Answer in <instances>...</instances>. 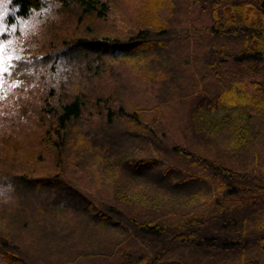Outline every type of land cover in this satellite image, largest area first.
<instances>
[{
  "label": "trees",
  "instance_id": "1",
  "mask_svg": "<svg viewBox=\"0 0 264 264\" xmlns=\"http://www.w3.org/2000/svg\"><path fill=\"white\" fill-rule=\"evenodd\" d=\"M107 1L11 0V3L14 16L25 20L47 8L50 2H59L76 15L80 25L85 17L87 20L106 17ZM142 7L145 8L143 14L136 25L132 24L133 36L128 34L127 38L120 39L109 35L98 38L92 33L78 38L71 35L61 51L54 48L55 52L47 55L54 54L52 63H48L52 80L47 82L55 85L59 67L55 61L62 51L71 56L68 65L74 71L64 69V74L58 78H65L58 84L65 83L71 73L82 80L87 74L102 73L107 58L140 62L144 55H123L136 49L153 54L173 44L170 56L175 68L179 70L193 64L186 88L190 92L184 99L189 103L188 115L179 137L165 146L167 132L162 126L156 121L147 124L143 119L145 111L129 105L125 98L116 99L108 89L89 87L87 96L80 92L66 96L67 89L63 86L64 93L58 96L51 86L44 101L53 102L47 107L52 128L45 130L48 134L42 146L46 154L62 157L60 161L66 165L59 170L63 173L72 168L76 175L80 168L82 175L87 169V159L90 163L114 158L109 153L100 158L99 154L106 153L108 145H115L118 137H127L133 145L125 147L128 152H123L125 162H129L127 170L123 169L124 176L139 180L145 170L159 167L162 176L168 177L171 184L170 194L190 197L186 206L189 211L171 221L161 222L157 217H148L116 204L115 197L108 199L91 193L88 181L67 174L65 177L71 181L66 183L59 178L35 176L24 177L25 180L14 174L4 175L5 181H10L14 188L18 183L61 194L58 198H45L36 192L28 196L25 204L39 226L50 227L49 235L55 236L57 242L74 241L82 227L84 240L91 236L89 231L112 229L110 253L101 254L98 247H92L93 253L87 254V260H92L90 264H184L188 259L189 264H212L211 259L221 256L229 264L230 261L233 264H264V0H143ZM164 9L176 19L168 14L164 17ZM193 16L198 17L199 22ZM182 45H187V52L180 55ZM199 47L201 51L197 52ZM75 54L81 55L79 65ZM23 56L14 60L11 71L14 77L30 74L27 72L32 55L29 52ZM162 61L160 56L151 59L147 67L159 74L160 66H164ZM108 79L113 84L118 78L112 75ZM97 93L103 96L91 97ZM188 103L183 101L182 105L185 107ZM88 105L97 110L96 116L90 110L87 117ZM214 112L222 113L213 117ZM119 126L127 129L115 133ZM131 127L137 130L130 131ZM189 137L194 138V143ZM153 141L161 143L166 152L169 150L170 156L159 149L151 154L142 151L144 142L153 144ZM162 155L167 157L159 159ZM102 164L100 161L96 171ZM27 167L29 172L33 171ZM92 181L89 180L90 185ZM77 186L88 190L87 194ZM65 198H75L83 207H71L73 205L65 202ZM199 198L203 201H197ZM58 209L62 210L61 214ZM58 218L63 219L62 224H55ZM90 244L93 246L92 242ZM21 245L0 232V257L4 261L10 253L13 261L30 264ZM55 247L60 248L57 244ZM77 247L76 244L70 247L71 255L66 264H81L82 256L71 260Z\"/></svg>",
  "mask_w": 264,
  "mask_h": 264
},
{
  "label": "rangeland",
  "instance_id": "2",
  "mask_svg": "<svg viewBox=\"0 0 264 264\" xmlns=\"http://www.w3.org/2000/svg\"><path fill=\"white\" fill-rule=\"evenodd\" d=\"M142 1L108 0L109 10L106 17L95 20H87V17H85L80 25L76 15H73L59 2L52 4L50 2L47 8L36 12L25 20L14 16L11 0L0 2V181H5L6 176L4 175L14 174L15 177L22 179L31 176L59 178L66 183L71 181V178L65 177L67 174L70 177H79L83 181H88L86 184L88 189L93 190L90 191L91 193L108 199L115 197L117 199V201L115 199L116 204L145 214L148 217H157L161 222L171 221L174 217L182 216L186 210L189 211L186 206L190 201V197L170 194L168 188L171 184L168 177L162 176L159 167H151L145 170L139 180H129L124 176L123 169L127 170L129 163L124 160V153L128 152L125 147L130 148V144L133 145L132 140L127 137H118L115 145H108L107 152L104 151L101 156L99 154L100 158L106 157V154L108 156V153L114 155L110 156L114 158L101 159L90 163H88L90 160L87 159V169L82 175V169L80 168L76 170V175H74L75 170L72 168H67L63 173L62 170H59L63 165H66L60 161L62 157L46 154L42 146L48 134L44 133L45 130L52 128L48 119L47 107L53 102L44 101L51 86L55 87L58 96L64 93V87L67 89L66 93L68 95L66 96H72L77 92L87 96L89 95L87 94L89 87L100 86L102 90L108 89L111 94L115 95L116 99L123 100L125 98L129 105L133 104L145 111L143 119L147 124H152L155 121L160 124L167 132L164 140L166 144L163 143L165 146L167 142L172 143L175 138L179 137L182 123L188 115L189 103L184 99L190 92L186 88L189 84L188 78L191 77L190 72L193 71V64L191 63L188 68H179L181 71L176 69L173 57L170 56L174 51L173 44H169L165 49L153 54H148L147 51H142V49H136L135 52H126L123 55V57L144 55L140 62L135 59L107 58L102 73L87 74V77L82 75V77H85L83 80L71 73L65 83L58 84L60 79L65 78H58V75L64 74V69L70 68L68 60L71 56L62 51L59 60L55 61L59 66L55 76V85L47 82L52 80L51 75H49L48 63H52L54 55L47 56L49 52L54 53V48L61 51L65 47V43L71 39V35L78 38L79 35L85 37L83 34L88 36L92 33L93 36L98 38L109 35L117 36L120 39L127 38L128 34L133 36L135 29H132V24H137L136 20L139 19L145 9L142 7ZM70 7L73 8V6ZM146 11L147 14L151 12L150 9ZM162 14L166 17L167 10L164 9ZM168 17H172V15L168 14ZM193 17H195V21L199 22L198 17ZM172 18L173 20L176 19L174 16ZM177 33H180V31ZM180 38L182 40V37ZM186 46L182 45L183 51L180 55L186 54ZM200 51L199 47L197 52ZM29 52L33 58L28 66L27 73L30 74L12 76L11 71L15 66L14 60L18 56L24 58L23 55ZM79 56L81 55H74L78 65L79 60L81 61ZM159 56L160 60L163 59L162 64L164 66H160L159 74H156L154 71L151 72L147 66L151 64V59L153 60ZM70 71L73 72L74 69ZM174 73L186 74V76L179 78L180 75H175V77ZM45 75L48 76L47 79ZM112 75L118 78L114 80L117 82L113 84L108 79V76ZM206 76L210 77V74L206 73ZM123 88L125 90L121 92ZM94 96L99 98L103 95H98V93L91 95V97ZM235 100H238L237 96ZM183 101L188 103L185 106L186 109L182 105ZM225 103L227 102L225 101ZM88 106L87 117L90 110L94 111L93 115L96 116L97 110L92 109L90 105ZM221 113L214 112L212 116L218 117L217 115ZM111 128L114 131V128ZM124 129L127 128L119 126L117 131L114 132H123ZM129 130L136 131L137 129L131 127ZM190 142L194 143V138H191ZM182 146H186V144ZM158 149L170 156L169 150L166 152L161 143L157 141H153V144L151 142L142 144V151L150 152V154L159 151ZM164 156H160L159 159L164 158ZM100 161L104 165L102 164L100 169L96 171ZM109 163L111 166L108 165ZM172 165L174 168H179L175 164ZM27 166L33 171L29 172ZM31 173L34 175H31ZM101 178H103V181L100 180ZM160 178L161 181H159ZM90 179L93 180L91 185L89 184ZM158 181L160 183H157ZM204 181L207 180L204 179ZM15 188L10 202L0 201V229H2L0 232L10 240L21 243L22 249L34 262L33 264H66L71 255L70 247L73 244L78 245V247L71 260L82 256L81 264L92 262L91 259L87 260V254L93 253L92 247H98V252L101 254L109 252L108 249L112 247L113 230L108 227L104 231H89L91 236H88L87 240H84L85 229L82 227L79 228V237L74 236V241H55V236L49 235L51 233L50 227L39 226L29 209H26L25 204L28 203V196L33 193L36 194V192L45 198L51 196L58 198L57 196H61V194L40 186H23L18 183H16ZM77 188L83 191L85 195L87 194L88 190H83L78 186ZM22 196H24V200H22ZM64 201L73 205L71 207H83L75 198L72 200L65 198ZM197 201H203V198H199ZM33 213L35 215L39 214V212ZM58 213L61 214L62 210H59ZM59 223H63L62 218H58L55 222V224ZM91 242L93 246H91ZM6 244L7 246L10 245L9 243ZM56 244L60 248L55 247ZM64 248L67 249L63 250ZM36 256H39V258H35ZM199 257L196 259H200ZM6 258L7 260L4 261L0 257V264H23L21 261H13L14 258H11L10 253L6 254ZM30 259L27 262L32 264ZM211 260L212 264H229L222 256L214 257ZM183 262L189 264V259L187 263ZM201 262H204V260L201 259ZM230 263L233 264V261H230Z\"/></svg>",
  "mask_w": 264,
  "mask_h": 264
},
{
  "label": "clouds",
  "instance_id": "3",
  "mask_svg": "<svg viewBox=\"0 0 264 264\" xmlns=\"http://www.w3.org/2000/svg\"><path fill=\"white\" fill-rule=\"evenodd\" d=\"M14 187L10 181H0V201L8 203L12 199Z\"/></svg>",
  "mask_w": 264,
  "mask_h": 264
},
{
  "label": "snow or ice",
  "instance_id": "4",
  "mask_svg": "<svg viewBox=\"0 0 264 264\" xmlns=\"http://www.w3.org/2000/svg\"><path fill=\"white\" fill-rule=\"evenodd\" d=\"M0 2H2V0H0Z\"/></svg>",
  "mask_w": 264,
  "mask_h": 264
}]
</instances>
